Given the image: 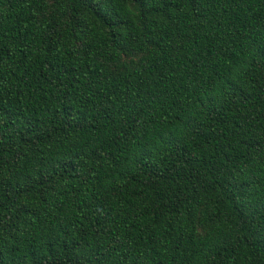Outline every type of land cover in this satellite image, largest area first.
Masks as SVG:
<instances>
[{
  "label": "trees",
  "instance_id": "1",
  "mask_svg": "<svg viewBox=\"0 0 264 264\" xmlns=\"http://www.w3.org/2000/svg\"><path fill=\"white\" fill-rule=\"evenodd\" d=\"M0 264H264V0H0Z\"/></svg>",
  "mask_w": 264,
  "mask_h": 264
}]
</instances>
